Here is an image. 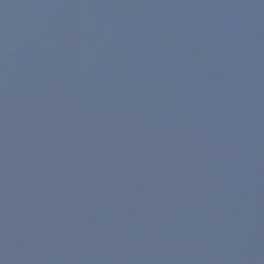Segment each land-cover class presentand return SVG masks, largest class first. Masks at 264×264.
<instances>
[{
  "label": "water",
  "instance_id": "water-1",
  "mask_svg": "<svg viewBox=\"0 0 264 264\" xmlns=\"http://www.w3.org/2000/svg\"><path fill=\"white\" fill-rule=\"evenodd\" d=\"M0 264H264V0H0Z\"/></svg>",
  "mask_w": 264,
  "mask_h": 264
}]
</instances>
